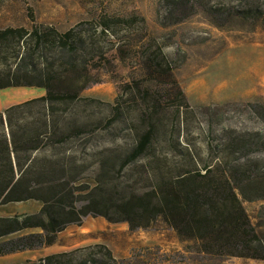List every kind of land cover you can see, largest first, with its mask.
<instances>
[{
	"label": "trees",
	"instance_id": "1",
	"mask_svg": "<svg viewBox=\"0 0 264 264\" xmlns=\"http://www.w3.org/2000/svg\"><path fill=\"white\" fill-rule=\"evenodd\" d=\"M160 4L164 26L202 11L218 27H264V0ZM28 13L30 27L0 26V89L46 93L0 111V204L40 207L0 216V256L53 245L67 226L92 215L132 230L163 218L193 241L188 252L264 260V234L243 204L264 199V103L193 106L174 76L168 44L150 35L139 12L104 9L64 31ZM130 60L136 64L126 73ZM104 73L116 85L113 103L82 95ZM229 110L256 125L228 124ZM89 156L99 172L93 186L84 181ZM134 165L153 186L116 197ZM175 252L141 245L117 258L97 242L21 264H195Z\"/></svg>",
	"mask_w": 264,
	"mask_h": 264
},
{
	"label": "rangeland",
	"instance_id": "2",
	"mask_svg": "<svg viewBox=\"0 0 264 264\" xmlns=\"http://www.w3.org/2000/svg\"><path fill=\"white\" fill-rule=\"evenodd\" d=\"M29 7L38 22L53 24L61 31L81 20L97 17L104 9L115 13L139 12L148 21L150 35L168 44L165 49L173 60L174 76L193 106L217 104L234 109L235 104L242 102L264 103V27L255 28L240 21L229 27H218L202 11L177 24L164 26V7L160 0H52V4L51 0H2L0 26L30 27ZM129 63L125 66L126 73L132 70L136 61L130 60ZM11 89H18L8 90L14 101L33 94L29 88ZM82 95L113 103L117 89L110 76L104 73L103 80L85 89ZM227 115L228 124L256 125L244 114L229 110ZM94 163L95 158L89 156L87 164L90 167L84 181L90 186L97 183L99 176L98 166ZM153 183L140 165L131 166L116 197L130 198L135 193L151 189ZM243 204L253 223L264 234V199L244 200ZM71 226L64 245L60 244L56 250L67 251L103 242L117 258L126 257L132 248L143 245L159 246L170 253L176 251L195 264H264L260 259L188 252L193 241L181 238L163 218L135 230L128 222L113 223L102 216L92 215L85 217L81 225ZM42 257L40 251L27 252L0 258V264H21Z\"/></svg>",
	"mask_w": 264,
	"mask_h": 264
},
{
	"label": "crops",
	"instance_id": "3",
	"mask_svg": "<svg viewBox=\"0 0 264 264\" xmlns=\"http://www.w3.org/2000/svg\"><path fill=\"white\" fill-rule=\"evenodd\" d=\"M52 4V0H51ZM19 88H29L33 94L28 95L26 98L22 100H12L10 96V92L8 90H18V89H0V111L7 108L9 105L22 102L24 100H27L29 98L38 97L45 95L46 91L44 88H37V87H19ZM12 92V91H11ZM37 204V205H36ZM40 205L35 201H23V202H10L7 204H0V216H11L18 213H33L36 212L39 209ZM73 227L71 225L67 226L63 231L59 233L58 240L55 244L50 246H42L40 248L36 249H30V250H24L20 252H14L8 255L0 256V258H11L17 254H25L27 252H36L40 251L42 252V256H47L53 253L62 252L56 250V247H58L60 244L64 245L65 237L70 232L69 230ZM31 232H39L38 230H32Z\"/></svg>",
	"mask_w": 264,
	"mask_h": 264
},
{
	"label": "bare ground",
	"instance_id": "4",
	"mask_svg": "<svg viewBox=\"0 0 264 264\" xmlns=\"http://www.w3.org/2000/svg\"><path fill=\"white\" fill-rule=\"evenodd\" d=\"M17 97H20V96H17Z\"/></svg>",
	"mask_w": 264,
	"mask_h": 264
}]
</instances>
